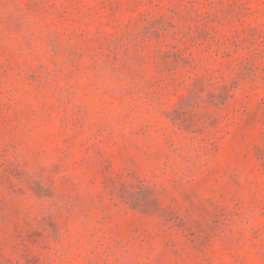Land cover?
Returning a JSON list of instances; mask_svg holds the SVG:
<instances>
[{
  "label": "rangeland",
  "instance_id": "374dc122",
  "mask_svg": "<svg viewBox=\"0 0 264 264\" xmlns=\"http://www.w3.org/2000/svg\"><path fill=\"white\" fill-rule=\"evenodd\" d=\"M0 264H264V0H0Z\"/></svg>",
  "mask_w": 264,
  "mask_h": 264
}]
</instances>
